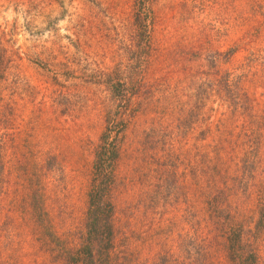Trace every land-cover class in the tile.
Here are the masks:
<instances>
[{"label":"rangeland","instance_id":"rangeland-1","mask_svg":"<svg viewBox=\"0 0 264 264\" xmlns=\"http://www.w3.org/2000/svg\"><path fill=\"white\" fill-rule=\"evenodd\" d=\"M0 264H264V0H0Z\"/></svg>","mask_w":264,"mask_h":264},{"label":"trees","instance_id":"trees-1","mask_svg":"<svg viewBox=\"0 0 264 264\" xmlns=\"http://www.w3.org/2000/svg\"><path fill=\"white\" fill-rule=\"evenodd\" d=\"M143 87V86H142ZM144 94H145V96L147 95V90L144 92ZM106 151H107V149H106ZM95 199V198H94Z\"/></svg>","mask_w":264,"mask_h":264}]
</instances>
